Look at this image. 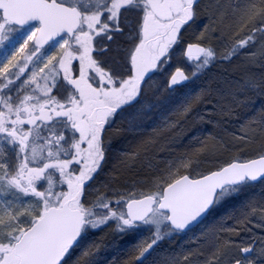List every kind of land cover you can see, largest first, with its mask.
<instances>
[{
	"label": "snow or ice",
	"instance_id": "1",
	"mask_svg": "<svg viewBox=\"0 0 264 264\" xmlns=\"http://www.w3.org/2000/svg\"><path fill=\"white\" fill-rule=\"evenodd\" d=\"M0 264H264V0H0Z\"/></svg>",
	"mask_w": 264,
	"mask_h": 264
}]
</instances>
